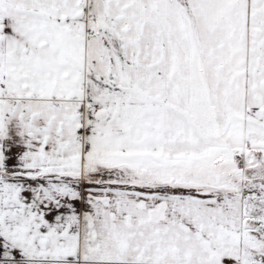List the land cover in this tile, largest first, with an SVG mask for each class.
<instances>
[{"label": "snow or ice", "instance_id": "obj_1", "mask_svg": "<svg viewBox=\"0 0 264 264\" xmlns=\"http://www.w3.org/2000/svg\"><path fill=\"white\" fill-rule=\"evenodd\" d=\"M0 264H264V0H0Z\"/></svg>", "mask_w": 264, "mask_h": 264}]
</instances>
